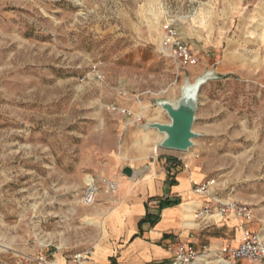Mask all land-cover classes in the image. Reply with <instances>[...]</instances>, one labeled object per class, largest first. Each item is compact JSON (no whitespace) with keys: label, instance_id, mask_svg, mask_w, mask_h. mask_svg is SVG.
Listing matches in <instances>:
<instances>
[{"label":"rangeland","instance_id":"374dc122","mask_svg":"<svg viewBox=\"0 0 264 264\" xmlns=\"http://www.w3.org/2000/svg\"><path fill=\"white\" fill-rule=\"evenodd\" d=\"M209 3L0 0V264L20 256L70 260L93 251L97 221L119 202L120 186L108 191L103 179L118 182L126 165L140 166L134 139L154 129L142 126L150 113L135 120L110 104H130L129 94H121L129 86L159 109L156 99L180 96L195 73L161 51L164 25L173 23L183 36L195 10ZM219 56L206 69L218 77L199 95L194 129L202 135L187 152L207 141L210 176L253 208L248 223L264 235V71L225 70L239 61L225 66ZM153 138L156 148L166 149ZM86 191L95 194L91 204L84 202ZM196 262L264 264L234 262L220 251Z\"/></svg>","mask_w":264,"mask_h":264},{"label":"crops","instance_id":"0c3cea01","mask_svg":"<svg viewBox=\"0 0 264 264\" xmlns=\"http://www.w3.org/2000/svg\"><path fill=\"white\" fill-rule=\"evenodd\" d=\"M209 2L207 7L195 10L198 15L190 20L187 30H183L184 40L196 55V62L187 66L186 71L197 77L213 65L217 51L225 66L231 58L239 61L234 67H224L225 70L264 71V0ZM247 56L253 61L240 60ZM127 91L132 99L130 104L120 103L139 114L153 115L145 121H170L161 107H152L154 104L144 92L132 86ZM136 95H140V101ZM140 131L132 152L141 162L135 168L142 170L136 178L121 176L118 179L119 202L97 221L100 236L92 254L82 264H171L180 243L198 248L208 245L212 251H219L227 245L238 246L246 230L257 227L256 223H248L235 214L196 218V212L207 204L228 200L244 202L232 190L227 191L219 177L210 176L209 162L203 156L208 148L206 140L189 152L158 149L150 136L162 139L163 134L155 129ZM146 165L149 168L145 170ZM209 179H215L216 184L208 192L193 191L195 182L204 183ZM99 222H104V226ZM53 262L74 264L72 258L67 260L61 255H55Z\"/></svg>","mask_w":264,"mask_h":264},{"label":"built area","instance_id":"2783aa9c","mask_svg":"<svg viewBox=\"0 0 264 264\" xmlns=\"http://www.w3.org/2000/svg\"><path fill=\"white\" fill-rule=\"evenodd\" d=\"M164 35L160 44V49L163 53L173 56L181 67H187L196 62V55L191 46L184 40L180 30L173 23H166L164 25ZM123 96L128 95L127 90H122ZM136 99L140 101V95H136ZM110 109L114 112L130 115L135 117V120H141V115L137 114L126 104L118 101L110 104ZM106 183V189L108 191H114L118 188L117 181H108L103 179ZM216 184L215 179H209L204 183L193 184V191L195 193H206L212 186ZM99 187L97 189L98 193ZM96 193V194H97ZM94 195L89 194L86 191L85 203L91 204L94 201ZM229 214H235L242 217L245 221H252L255 218L253 208L244 202L237 200H228L225 202H218L216 204H207L198 210L195 214L197 219H205L207 217L222 216L225 217ZM220 253L224 256L230 255L233 260L237 259H250L254 262H260L264 260V235L261 231L246 230L242 242L238 246L227 245L221 250ZM212 250L208 245H203L201 248L196 247L193 244L180 243L176 249V252L171 260V264H192L199 256L208 254ZM92 254L91 249L73 254L72 262L78 264L84 260H87ZM15 264H55L53 261L49 262L46 256L41 257H19Z\"/></svg>","mask_w":264,"mask_h":264},{"label":"water","instance_id":"95a60500","mask_svg":"<svg viewBox=\"0 0 264 264\" xmlns=\"http://www.w3.org/2000/svg\"><path fill=\"white\" fill-rule=\"evenodd\" d=\"M218 77L214 70H206L204 73L191 80L189 76L185 78L181 87L180 96L175 99H156V104L167 113L169 122L146 121L143 128H154L163 134L159 145L166 149L187 151L195 146V139L202 135L194 129L197 120V110L201 88L209 80ZM146 165L144 169H148ZM141 171L126 165L123 173L131 178H136Z\"/></svg>","mask_w":264,"mask_h":264},{"label":"bare ground","instance_id":"6f19581e","mask_svg":"<svg viewBox=\"0 0 264 264\" xmlns=\"http://www.w3.org/2000/svg\"><path fill=\"white\" fill-rule=\"evenodd\" d=\"M184 84V83H183ZM183 86V85H182ZM92 181H93V189L95 190V194L97 193V184H96V180L95 179H92ZM118 185H119V182H118ZM89 191H90V188H89ZM89 191H88V193H89ZM95 194H94V196H95ZM94 198V197H93ZM210 255V253H208V254H203V255H201V256H199L198 257V259L197 260H199V259H203V260H206V258L208 257ZM196 260V261H197ZM195 261V262H196ZM83 262H86V261H82L81 263H83ZM194 262V263H195ZM80 263V264H81ZM194 263H192V264H194ZM56 264V263H55Z\"/></svg>","mask_w":264,"mask_h":264},{"label":"trees","instance_id":"16d2710c","mask_svg":"<svg viewBox=\"0 0 264 264\" xmlns=\"http://www.w3.org/2000/svg\"><path fill=\"white\" fill-rule=\"evenodd\" d=\"M168 202H170V201H168ZM112 264H114V262Z\"/></svg>","mask_w":264,"mask_h":264}]
</instances>
